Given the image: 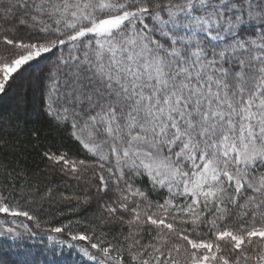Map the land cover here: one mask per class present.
Returning <instances> with one entry per match:
<instances>
[{
    "label": "snow or ice",
    "instance_id": "1",
    "mask_svg": "<svg viewBox=\"0 0 264 264\" xmlns=\"http://www.w3.org/2000/svg\"><path fill=\"white\" fill-rule=\"evenodd\" d=\"M0 61V94L41 88L86 154L43 153L87 185L61 201L98 205L69 249L92 264H264V0H0ZM51 192L0 188V236L34 235L18 218L39 228Z\"/></svg>",
    "mask_w": 264,
    "mask_h": 264
},
{
    "label": "trees",
    "instance_id": "2",
    "mask_svg": "<svg viewBox=\"0 0 264 264\" xmlns=\"http://www.w3.org/2000/svg\"><path fill=\"white\" fill-rule=\"evenodd\" d=\"M36 89V94L31 89L26 91L22 99L24 106L20 110L13 89L0 94V188L11 191L13 183L18 187L20 183L27 182L29 187H38L41 194L51 188V199L44 201L38 213L39 228L26 218H18V221L29 225L34 235L25 234L17 240L0 236V260L5 264H92L75 249H69L63 241L69 238V232H91L98 223L95 221L98 205L95 201L88 205L77 200L61 201V193L82 197L87 185L77 184L69 174L60 170L62 165H53L43 156L45 152L66 153L68 159L78 160L85 159L86 154L71 136L70 123H61L48 115L42 89ZM34 101L37 107L35 114L31 115ZM21 174L22 180L19 178ZM138 184L150 188L147 177L138 180ZM165 194L161 192L157 196L153 193L151 198L162 199ZM35 207L26 205L22 210ZM65 225L67 228L63 233L49 231ZM100 232L101 229L97 228L96 235ZM49 235L54 239L48 240ZM83 246L90 247L87 242H83Z\"/></svg>",
    "mask_w": 264,
    "mask_h": 264
},
{
    "label": "rangeland",
    "instance_id": "3",
    "mask_svg": "<svg viewBox=\"0 0 264 264\" xmlns=\"http://www.w3.org/2000/svg\"><path fill=\"white\" fill-rule=\"evenodd\" d=\"M32 90V91H34V93L36 94V87L35 86H30V87H22V86H20V85H17L15 88H13V90H12V92L13 93H15V95H17L16 96V101H17V106L19 105V110L21 109V107H23L24 106V104H23V101H22V99L24 98L23 97V95L26 93V91H28V90ZM34 104V112H32V114L31 115H34L35 114V110H36V107H37V104H36V101H34L33 102ZM0 218H2V217H0Z\"/></svg>",
    "mask_w": 264,
    "mask_h": 264
}]
</instances>
